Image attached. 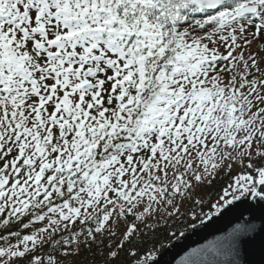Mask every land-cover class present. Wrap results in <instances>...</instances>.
Wrapping results in <instances>:
<instances>
[{
    "label": "snow or ice",
    "instance_id": "1",
    "mask_svg": "<svg viewBox=\"0 0 264 264\" xmlns=\"http://www.w3.org/2000/svg\"><path fill=\"white\" fill-rule=\"evenodd\" d=\"M241 207L178 264L264 234V0H0V264H162Z\"/></svg>",
    "mask_w": 264,
    "mask_h": 264
},
{
    "label": "water",
    "instance_id": "2",
    "mask_svg": "<svg viewBox=\"0 0 264 264\" xmlns=\"http://www.w3.org/2000/svg\"><path fill=\"white\" fill-rule=\"evenodd\" d=\"M245 216L249 215L243 207L234 210L231 213L215 220L206 228H199L195 232L189 233L186 238L182 239L175 247L171 248L164 256L162 264H178V261L191 249L205 244L208 240L219 235L222 230H226L237 221L240 213ZM259 215V213H257ZM259 222V221H258ZM240 260L242 264H264V234L258 236L255 240L245 245Z\"/></svg>",
    "mask_w": 264,
    "mask_h": 264
}]
</instances>
